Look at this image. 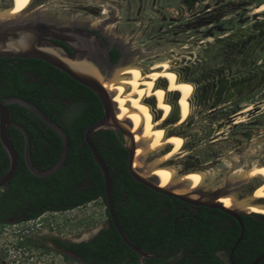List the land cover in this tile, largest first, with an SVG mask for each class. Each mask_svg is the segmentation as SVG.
<instances>
[{"label":"trees","instance_id":"16d2710c","mask_svg":"<svg viewBox=\"0 0 264 264\" xmlns=\"http://www.w3.org/2000/svg\"><path fill=\"white\" fill-rule=\"evenodd\" d=\"M11 97H21L32 102L57 124L67 136V150L58 170L48 176H38L26 163L24 134L15 126L9 127L8 136L18 155V167L11 180L0 188V225L9 224L13 219L18 222L34 221L47 212L69 211L99 199L104 201L111 220L105 178L85 139L87 129L105 114L95 91L46 61L0 57V101ZM7 107L12 120L21 125L29 135L33 165L41 171L54 167L65 149L61 134L26 106L15 102ZM92 140L109 170L117 218L130 240L139 247H145L150 239L171 238L175 232L173 216L159 226H148L143 218L149 212L162 215L169 210L161 209L166 205L163 201L157 206H154V201H146L145 198H154L159 193L132 176L130 153L122 138L114 130L106 129L95 133ZM9 167L10 158L0 140V176ZM178 211L174 209L171 213L175 216ZM263 214H256L258 219L253 224L246 223V244L257 247V252L247 263L264 254ZM58 242L63 249L75 253L84 264L141 262L140 254L125 243L113 224L89 241ZM144 249L156 254L165 252L167 257L168 251L178 248ZM186 249L190 251L192 248ZM63 256L67 261L72 260L68 254ZM165 257L148 258L144 261L148 264H160ZM259 264H264V259Z\"/></svg>","mask_w":264,"mask_h":264},{"label":"rangeland","instance_id":"374dc122","mask_svg":"<svg viewBox=\"0 0 264 264\" xmlns=\"http://www.w3.org/2000/svg\"><path fill=\"white\" fill-rule=\"evenodd\" d=\"M96 1L38 0L37 3H43L48 8V15L62 20L68 19L72 12H80L84 18L103 19L112 15L109 6L115 7V14L122 17L121 23L109 22L105 34L123 42L130 55L116 64L113 72L131 63L152 68L154 64L181 53L186 58L177 70L198 88L211 82L212 78L200 74L201 69L198 71L192 61L188 60L190 53L202 43H207L208 39L216 41L218 37L227 34L236 37L241 28L247 27L245 30L249 32V28L256 22L264 20V11L256 12L264 0H201L190 10L186 4L179 3L180 0H101L105 5L102 14L81 8L97 5ZM165 7L168 9L165 10ZM160 8L166 15L163 22L160 17L162 15L157 11ZM171 16L178 19H169ZM244 53L245 50L240 58L244 57ZM252 58L256 66L261 67L264 51H254ZM202 63L205 65V61ZM223 65L225 61L214 67ZM251 72V65H237L231 66L226 73L230 78H237ZM198 88L194 94L196 97L193 96V119L177 129L188 140L172 163L185 170L195 167L214 169L220 173L217 178L219 181L229 177L237 168L248 167L250 156L255 153L264 155V85L224 99L214 109L204 108L203 103L197 104ZM170 98L172 100L174 97ZM248 107L250 109L244 113L235 115ZM249 130L253 131L250 138L241 135ZM242 151L246 152V158L241 156ZM236 155L240 157L234 159ZM250 161L254 163L253 159ZM254 186L255 183L245 181L234 187L232 192L246 195ZM215 187H219L216 181L213 185L207 183L200 188L209 191ZM260 213L264 212L257 214ZM107 220L106 205L101 199L69 211L47 212L34 221L18 222L13 219L9 224L0 225V264H84L72 253H68L72 260L67 261L63 252L52 246L49 238L55 235L65 240L83 241L105 226Z\"/></svg>","mask_w":264,"mask_h":264},{"label":"flooded vegetation","instance_id":"af4514ba","mask_svg":"<svg viewBox=\"0 0 264 264\" xmlns=\"http://www.w3.org/2000/svg\"><path fill=\"white\" fill-rule=\"evenodd\" d=\"M33 1H36V3L32 2L31 6L24 12L23 16L21 15L22 17H17L18 20L20 22L37 20L38 22H45L67 28V30H65L62 34V39H52V41L60 45L66 53L72 54L77 46L89 45V48L86 46L84 48L85 54L88 55L89 58L92 59L93 62L101 69L115 67L116 64L129 57L130 52L126 51L125 44L123 42H120V40L117 38H113L105 34V29L107 28L109 22H113L115 24L121 23L120 19L122 17L119 16V14H115V7L109 6V13L112 15L103 19L101 18L93 20L89 17L84 18L80 12H72L68 19L62 20L60 18L48 15L46 12L48 11V8L44 7L43 3L38 4V0ZM180 2L186 4L190 10L196 5V3H199L200 1L195 0V2H192V0H180L179 3ZM96 4L97 5H90L89 7L86 5L84 7L81 6V8L89 10L92 13L102 14V10L105 5L101 3V0H97ZM178 6L182 8L181 5ZM164 9L166 10L168 8L165 7ZM157 11L160 15H162L160 16L162 22L165 21L166 15L163 13L162 9L160 8ZM170 18L176 20L178 19V17L176 18L172 16L169 17V19ZM263 27L264 26H261V28ZM255 28L256 29L254 30L253 28L249 29L250 31L248 32L244 27L242 28L243 30L241 29V32L233 38L228 36V34L223 37H218L216 41L219 39L224 40L222 50L211 58L202 60L205 61V65L202 63V61H200V64L198 65L195 64L196 68H198V71L201 68L200 74L202 76H210V78H212L211 82H207L198 88L199 99H197V104L203 103L204 108L214 109L224 99L232 98L234 95L242 94L246 91L256 90L264 85V62L261 67H258L252 58L254 51H264V29L259 32L257 31V27ZM100 40H103L105 47L102 46ZM213 41L216 42L215 40ZM244 50V57L240 58ZM221 61H225V65L214 67ZM237 65H241L243 67L251 65L252 72L249 75L243 77H228L226 73L227 69H230L231 66ZM248 109H250V107L238 111L235 115L244 113ZM117 134L122 138L123 144H125V136L121 129H119ZM241 135L243 137L245 136V138H250L253 135V131H244L241 133ZM255 155L261 156L262 158L264 156L262 153H256ZM241 156L244 158L245 155L242 153ZM246 157L247 156H245V158ZM228 178L226 179L227 183H219V187L212 188L209 191L207 189L201 188L196 189L195 193L198 194V198L195 199L194 197L197 196L193 195L190 199L204 201L205 198H209V200L216 198V202H221L224 206H227V203H230V198H223V194L231 193L234 190V187L239 185L231 183ZM156 179L159 185L160 180L158 178ZM149 188L152 189L151 187ZM255 189L256 187L254 186L249 190V193ZM152 190L159 193V196L154 198L151 197L152 200L151 198L147 197L145 198L146 201H154V206H157L159 202L161 203L163 201L166 205L163 204L164 206H162L161 209H167L169 211L163 213L162 215L151 214L150 212L146 213L143 215V218H145L144 220H146L148 226H153L154 224L159 226L164 222L166 223V221H168L169 218H172L173 216L172 225L175 228V232L169 239L162 238L158 240H155L154 238L150 239L148 234L147 237H149L148 239L150 240H148L145 247L142 248L178 249H175L172 252L168 251L169 255L167 257H165V252L156 254L154 251H150L154 255L158 256L148 258L165 257L162 261H160V264H251L258 258L257 257L251 262L247 263V260L257 252V247L252 244H246L245 233L246 223H249L250 225L253 224L254 220L258 219V216L256 215L257 213L233 209L235 211L241 212V220H239L236 216L227 213L223 209L186 202L177 197L169 196L154 189ZM244 195L245 194H239V197ZM174 209L179 210L175 216L171 213V210ZM112 224L113 222L108 218L105 226L101 227L97 232H95L91 238L83 241L91 240L103 229L109 228ZM49 239L52 241L51 244L54 248H61L60 251H62L63 254H68L64 251L70 250L63 249L58 240L73 242L72 240H65L55 235L51 236ZM78 242L82 241H77L76 243ZM186 248L192 249L188 251ZM148 258L140 257V264H148L144 261V259Z\"/></svg>","mask_w":264,"mask_h":264},{"label":"bare ground","instance_id":"6f19581e","mask_svg":"<svg viewBox=\"0 0 264 264\" xmlns=\"http://www.w3.org/2000/svg\"><path fill=\"white\" fill-rule=\"evenodd\" d=\"M32 2L34 1L0 0V21L21 16ZM263 11L264 3L259 5L256 12ZM261 26H264V22L257 23L254 29ZM223 45V39L216 42L208 39L207 43H202L190 53L188 60H191L193 65H198L200 61L219 53ZM180 54L154 64L152 68H144L137 63L120 66L114 72L111 71V75L101 78V81L114 103L115 119L121 123L129 122V126L124 125L132 134L135 146L133 168L143 177L155 179L159 177L161 179L159 187L171 188L177 194L192 198L196 189L207 183L213 185L215 181L220 184L227 183L228 177L217 181L220 176L219 171L199 167L185 170L182 166L172 163L188 140L178 133L177 129L193 119L195 99L193 96L198 88L193 81L183 78L177 70L186 58L185 55ZM171 96L174 97L172 100L169 99ZM242 153L247 156L245 151ZM236 158L239 157L236 155L234 159ZM263 158L257 155L250 156L248 167L231 171L228 178L233 184H241L245 181L255 183L254 191L242 197L236 192L223 194V198H230L227 206L216 200L213 201L227 209L264 212ZM144 166L146 169H143ZM206 201L211 200L205 198L204 202Z\"/></svg>","mask_w":264,"mask_h":264},{"label":"water","instance_id":"95a60500","mask_svg":"<svg viewBox=\"0 0 264 264\" xmlns=\"http://www.w3.org/2000/svg\"><path fill=\"white\" fill-rule=\"evenodd\" d=\"M192 2H195V0H192ZM218 2H220V0H218ZM259 22H264V20L256 22L252 27L253 30H254V26ZM65 30H67V28L45 22H38L37 20L20 22L18 18H14L11 20L0 21V57L42 59L48 62L49 64L59 68L60 70L66 72L78 82L88 86L93 91H95V93L99 96L105 114L102 119L92 124L87 129L85 134V139L93 152L96 162L101 167L102 173L105 178L107 205H108L111 221L117 228L118 232L122 236L125 243L128 244L130 247H132L136 252H138L141 258L158 256V255H154L152 252L142 247L136 246L130 240L128 235L124 232V230L119 224L117 214L115 211L114 201H113L112 179L104 159L100 155L98 149L96 148L92 140V136L95 133L106 129H112L117 133L119 129H121L122 133L124 134L126 140L124 146L128 149L130 153V157H129L130 172L137 181L148 185L149 187H151L152 189L158 192L165 193L169 196L177 197L186 202L223 209L227 213L232 214L236 216L239 220H241V212L222 207L220 204L214 202L216 198H213L214 201L211 200L209 202L190 199L187 195H180L175 193L171 188L159 187L154 177H150V178L143 177L138 173L136 169L133 168L132 164L134 160L135 146H134L132 134L130 133L129 129H127V127H125L124 125L126 124L129 126V122L123 121L121 123L115 119L114 103L112 102L111 96L104 88L100 78V76H103L102 78H106L115 67L104 68V69L99 68V66L96 65L93 62V60L90 59L89 56L85 54L84 48L85 46L89 48L90 47L89 45L77 46L72 54L66 53L61 48L60 45L52 41V39H62V34ZM257 31L261 32L262 30L261 28H258ZM100 43L102 44L103 47H105L103 40H100ZM15 102L23 106H26L30 110L34 111L63 137L65 143L63 156L59 160V162L51 169L41 171L33 165L29 151L30 149L29 135L21 125L15 123L12 120L9 109L7 107L8 104ZM10 126L17 127L24 134L25 159L29 169L34 174L38 176H48L53 174L56 170L60 168V166L64 161L67 150V136L65 132L57 124H55L48 116H46L39 108H37L32 102L21 97H11L4 101H0V140L10 158V167L8 171L2 176H0V188L5 186L11 180L18 167V155L16 153L13 143L10 141V138L8 136V129ZM73 242H77V241H73ZM58 249L61 250V248ZM64 252L72 253L76 255L71 250ZM263 259H264V254L259 256L251 264H259Z\"/></svg>","mask_w":264,"mask_h":264}]
</instances>
